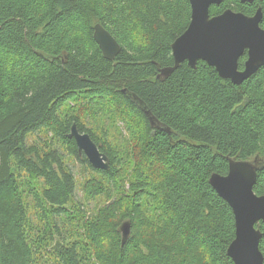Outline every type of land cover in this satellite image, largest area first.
I'll return each mask as SVG.
<instances>
[{
  "label": "trees",
  "instance_id": "1",
  "mask_svg": "<svg viewBox=\"0 0 264 264\" xmlns=\"http://www.w3.org/2000/svg\"><path fill=\"white\" fill-rule=\"evenodd\" d=\"M255 6L223 0L210 15ZM190 12L188 0H0V264H233V211L209 178L227 174L226 158L257 159L253 191L264 195V67L238 85L202 61L157 78ZM95 24L120 46L113 61ZM73 123L107 170L67 138Z\"/></svg>",
  "mask_w": 264,
  "mask_h": 264
},
{
  "label": "water",
  "instance_id": "2",
  "mask_svg": "<svg viewBox=\"0 0 264 264\" xmlns=\"http://www.w3.org/2000/svg\"><path fill=\"white\" fill-rule=\"evenodd\" d=\"M251 3L253 0H239ZM190 20L185 31L171 44L173 65L159 68L157 78L170 76L180 64L186 62L192 69L198 61L206 63L222 79L233 84H241L264 67V30L260 27L261 8L253 16L227 9L211 16L210 7L221 4L222 0H188ZM93 40L103 57L113 61L120 51V46L112 35L100 24L93 27ZM246 53L242 71L238 70V60ZM132 102L136 103L147 117L151 127L166 133L144 104L131 93L122 91ZM73 139L79 153H83L94 169L107 170L109 160L98 150L90 136L80 133L73 123L67 135ZM228 171L226 175L212 174L210 186L219 197L232 209L235 222V235L226 250L227 257L233 264H263V255L259 250L261 233L257 226L264 224V195L257 196L253 191L260 164L252 161H236L226 158ZM121 235V246L130 234V223H122L118 229Z\"/></svg>",
  "mask_w": 264,
  "mask_h": 264
},
{
  "label": "rangeland",
  "instance_id": "3",
  "mask_svg": "<svg viewBox=\"0 0 264 264\" xmlns=\"http://www.w3.org/2000/svg\"><path fill=\"white\" fill-rule=\"evenodd\" d=\"M118 126H120L122 128V130H125V127L124 125L122 126V124L118 123ZM116 132V131H114ZM114 132H111L110 135H111V138H114L115 135L116 137L112 140L113 144L114 145H117L118 141H119V137H118V132H116V134ZM125 136H127V133H123ZM131 148L133 147V143H131ZM65 158L67 159V163H68V166L70 167L72 173L74 174V176L77 178V180H81V174L83 173L84 171V167L78 163V162H74V161H71V159L67 156H65ZM80 184V187H81V182L79 183ZM76 199L80 200L81 197H80V192H77L76 193ZM90 203V202H89ZM93 203L94 201H92L90 203V205L88 206L89 208H91L93 206Z\"/></svg>",
  "mask_w": 264,
  "mask_h": 264
},
{
  "label": "flooded vegetation",
  "instance_id": "4",
  "mask_svg": "<svg viewBox=\"0 0 264 264\" xmlns=\"http://www.w3.org/2000/svg\"><path fill=\"white\" fill-rule=\"evenodd\" d=\"M223 1V0H222ZM258 1H264V0H253L251 3H242V4H246V5H250V8H251V6L252 5H256L255 6V8H254V11H250V8L247 10L248 11V13H246V14H244V13H242V14H244V15H246V16H253L254 14H255V12L257 11V9H259V8H261V6L260 5H258ZM240 2V1H239ZM222 3V2H221ZM241 3V2H240ZM227 9H230V8H226V9H224L223 11H225V10H227ZM232 10V9H231ZM261 10H262V8H261ZM222 11V12H223ZM221 12V13H222ZM239 13V12H238ZM241 13V12H240ZM262 20V19H261ZM261 23V22H260ZM244 55H245V53H244ZM243 57V56H242ZM246 59H247V55H245L244 56V61L242 62V67L244 68V62L246 61ZM243 68L241 69V70H239V71H242L243 70Z\"/></svg>",
  "mask_w": 264,
  "mask_h": 264
}]
</instances>
